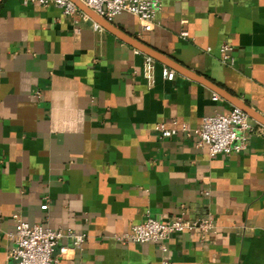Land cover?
<instances>
[{
	"label": "crops",
	"instance_id": "1",
	"mask_svg": "<svg viewBox=\"0 0 264 264\" xmlns=\"http://www.w3.org/2000/svg\"><path fill=\"white\" fill-rule=\"evenodd\" d=\"M24 1L0 4V264L14 214L85 235L59 264H264V126L250 119L245 150L229 156L161 138L160 124L194 129L234 106L80 10ZM160 1L150 32L125 13L110 23L264 118V0ZM147 214L210 218L214 231L175 234L166 253L115 239Z\"/></svg>",
	"mask_w": 264,
	"mask_h": 264
},
{
	"label": "built area",
	"instance_id": "2",
	"mask_svg": "<svg viewBox=\"0 0 264 264\" xmlns=\"http://www.w3.org/2000/svg\"><path fill=\"white\" fill-rule=\"evenodd\" d=\"M33 0H25L24 3ZM86 8L107 22H112L117 16L125 13L135 17L142 32H150L156 23V17L161 11L160 0H78ZM42 6H55L66 16L77 13L78 8L70 0H38ZM94 29L101 31L98 25ZM186 35V34H183ZM209 52V50H206ZM232 49L226 45L219 48L221 62L233 66ZM164 77L171 81L172 71H165ZM213 100L217 96L213 95ZM161 138H171L178 134L186 138L194 136L196 146H205L211 157L233 153H240L247 145L246 134L252 131L251 120L247 114L238 108H233L228 114H214L202 119L200 125L194 129L181 124L177 128L166 129L162 124L157 126ZM45 202L41 211L47 210ZM12 219L15 230L12 235L13 246L9 250L8 264H59V258L68 250L81 251L85 240L84 234L73 232L63 233L61 230H51L40 225H30L18 214ZM214 231V224L210 218L186 219L183 217L159 220L146 215L142 223L131 226L130 231L115 239L122 243L156 244L162 253L167 252L166 242L175 234L185 232H199L205 236ZM63 238L70 240L71 247L59 246Z\"/></svg>",
	"mask_w": 264,
	"mask_h": 264
},
{
	"label": "water",
	"instance_id": "3",
	"mask_svg": "<svg viewBox=\"0 0 264 264\" xmlns=\"http://www.w3.org/2000/svg\"><path fill=\"white\" fill-rule=\"evenodd\" d=\"M70 1L78 8V10H80L85 15H87L100 28H102L105 31L111 33L112 35H114L115 37H117L118 39L123 41L124 43L128 44L129 46H131L135 50H137V51L143 53L144 55H146V56H148V57H150V58H152V59L164 64L168 68H170V69H172V70H174V71H176V72H178V73H180V74H182L184 76H187L188 78H190L192 80H195V81H198V82H201V83L205 84L213 92L217 93L223 99H225L226 101L230 102L234 106V108L240 109L245 114H247L250 119H252V120H254V121H256L259 124L264 126V118L263 117H261L259 114H257L255 111L251 110L250 108H248L244 104L238 102V100H236V99L232 98L231 96H229L226 92H224L220 88H218L216 86H213L212 84H210L206 80L196 76L195 74L191 73L187 69L179 66L178 64H176L175 62H173L169 58H167V57L163 56L162 54L150 49L149 47L144 45L139 40H137L135 38H132V37L128 36L127 34L121 32L120 30L116 29L111 23L107 22L103 18H101V17L97 16L96 14H94L91 10L86 8L78 0H70ZM1 2H2V0H0V4H1Z\"/></svg>",
	"mask_w": 264,
	"mask_h": 264
}]
</instances>
